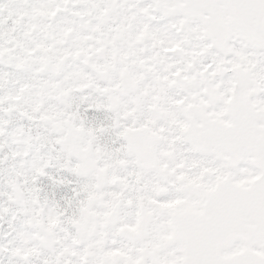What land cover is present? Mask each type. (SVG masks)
<instances>
[{
	"label": "snow or ice",
	"instance_id": "snow-or-ice-1",
	"mask_svg": "<svg viewBox=\"0 0 264 264\" xmlns=\"http://www.w3.org/2000/svg\"><path fill=\"white\" fill-rule=\"evenodd\" d=\"M6 217L0 264H264V0H0Z\"/></svg>",
	"mask_w": 264,
	"mask_h": 264
},
{
	"label": "flooded vegetation",
	"instance_id": "flooded-vegetation-1",
	"mask_svg": "<svg viewBox=\"0 0 264 264\" xmlns=\"http://www.w3.org/2000/svg\"><path fill=\"white\" fill-rule=\"evenodd\" d=\"M9 217H6L5 218V221H3V222H0V223H2V225H3V228L2 229H0V231H4V230H6V231H11V229L9 228V226H8V223H7V219H8Z\"/></svg>",
	"mask_w": 264,
	"mask_h": 264
}]
</instances>
